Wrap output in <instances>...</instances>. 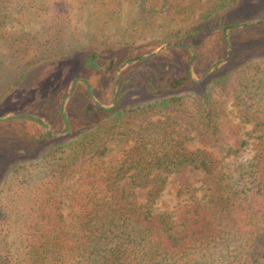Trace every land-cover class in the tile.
Masks as SVG:
<instances>
[{"label": "trees", "instance_id": "trees-1", "mask_svg": "<svg viewBox=\"0 0 264 264\" xmlns=\"http://www.w3.org/2000/svg\"><path fill=\"white\" fill-rule=\"evenodd\" d=\"M116 1L120 0L81 3L109 7L117 5ZM197 1L200 0H132L137 15L131 23L136 28L131 32L142 34L153 27L164 31L172 23L184 22ZM235 3L236 0H213L211 7L193 22L159 39L188 44H173L161 54L174 48L188 52L180 65L186 74L183 80L187 89L122 109L124 118L155 114H163L164 118L147 120L151 132L139 136L135 146L111 165L104 161L108 152L103 143L105 132L98 129L91 133L88 126L79 139L64 147L54 144L31 160L12 162V157L18 156L13 152L5 154L0 165V264H264V137L259 139L252 159L237 160L246 141L237 137L239 124L224 122L222 115L230 73L237 70L240 60H244L239 64L243 67L254 53L264 52V34L252 40L242 35L248 29L260 31L262 25L228 29L230 57L222 67L216 65L201 83L188 71L195 49L199 59L206 57L201 48L207 36L219 33L221 46H228L223 27L236 21L229 20V16L246 9L242 8L244 3L233 8ZM39 6L37 0H0V26L9 18L11 7ZM10 45L9 53L20 59L33 43L16 38ZM161 55L153 57L160 59ZM95 58L93 52L86 54L85 66L97 69ZM144 59L136 58L138 62ZM238 80L234 103L239 118L253 124L255 130L264 131L255 75H240ZM1 94L0 90V99ZM64 127L67 128L65 124ZM181 127L195 131L202 145L227 140L225 154L218 158L201 148L184 149L183 138L176 133ZM232 131L231 136H225V132ZM91 152L95 153L88 156ZM18 153L25 151L19 149ZM93 158L96 161L86 168L73 171L77 161L82 165ZM192 171L202 175L197 188L190 180ZM75 172L74 186L66 187L70 190L69 215L76 224L71 227L64 219L60 193L65 178ZM166 184L173 186L177 198L187 196L177 213L158 211L154 206ZM198 190L201 196H196ZM141 191L143 198L139 196ZM14 210L22 213L19 212L21 261L12 255L8 241Z\"/></svg>", "mask_w": 264, "mask_h": 264}, {"label": "rangeland", "instance_id": "rangeland-1", "mask_svg": "<svg viewBox=\"0 0 264 264\" xmlns=\"http://www.w3.org/2000/svg\"><path fill=\"white\" fill-rule=\"evenodd\" d=\"M37 1L40 5L38 8L11 7L9 18L0 26L2 93L0 121L4 122L0 125V165L3 163L2 158L8 152L18 156L12 157V162H23L31 160L54 144L64 147L66 143L79 139L86 126L91 133L98 129L105 132L106 138H103V143L108 152L104 161L111 165L115 158L122 157L135 146L139 136L151 132L147 129V120L156 121L164 118L163 114L124 118L122 109H129L172 94H181L187 89V83L183 80L186 74L183 73L180 65L188 52L174 48L161 55L170 48L168 46L160 53L150 55L169 43L160 42L159 39L173 31H180L185 25L193 22L201 12L211 7L213 0L197 1L192 6L191 20L189 17L184 22L172 23L164 31H158L153 27L144 30L142 34H139L141 31L134 34L131 32L136 28V25L131 23L137 15L132 0L116 1L117 5L113 4L109 7L95 4L84 6L81 0ZM241 3H244L242 8L247 10L242 9L229 16V20L236 19V21L228 25L264 19V0H236L233 8ZM251 8L254 10H249ZM259 24L262 25L260 31L246 29L242 37L251 40L255 36L262 37L264 22L252 26ZM16 38L33 43V48L28 46L27 53L20 55V59H15L8 50L11 42ZM206 40L201 48V51L205 50L207 53L206 57L199 59L195 49V54L188 64L190 76L199 83L214 72L217 64L212 71L204 75L213 63H218L226 57L228 49V46H221L219 33L207 36ZM176 43L188 45L182 42ZM89 52L96 55L94 63L97 69L84 64V57ZM127 54L129 56H126ZM157 55L163 57L154 59ZM136 56L145 59L139 62L137 60L126 62ZM250 58L251 61L246 62L243 67H239V64L244 62L240 60L236 66L237 70L230 73L222 103L224 122L238 123L240 127L237 137L246 141L245 146L240 148L236 156V159L241 161L253 158L259 148V139L264 137V131L255 130L253 124L249 122H242L234 103V94L239 84L238 77L247 73L254 74L259 85L256 99L261 97L259 103L264 109V52L258 55L254 53ZM226 62L217 66L220 68ZM117 66L121 67L118 74L115 72ZM84 81L90 83V86L86 87ZM8 82L12 84L7 85ZM89 90H92L91 96ZM93 102L99 103L103 109L113 108V110L106 113L99 110L97 112L93 108ZM61 106L70 122L69 128H65L61 120ZM253 107L255 108L256 104ZM33 119L41 121L45 127H41ZM176 133L178 138H183L184 149L201 148L213 152L218 158L225 154L228 145L227 140L202 145L195 131L183 127L178 128ZM232 133L233 131L225 132V136L229 137ZM152 135L156 136L157 133ZM19 149L24 150L25 153L19 154ZM88 161L87 159L82 165L80 160L77 161L73 165V171L82 170L96 160L93 158L91 162ZM77 173L65 178L60 193L64 219L71 227H75L76 224L69 215L70 190L66 187L74 186ZM189 176L194 187L197 188L202 175L192 171ZM2 179L4 180V177ZM164 187L155 198L154 206L158 211L167 209L174 213L179 212L186 203L187 196L177 198L171 184H166ZM201 194L202 191L198 190L196 196ZM143 195L142 191L139 192L140 198H143ZM16 211L11 213L8 241L12 255L16 260L21 261L19 258H22L23 253L20 250L22 213Z\"/></svg>", "mask_w": 264, "mask_h": 264}, {"label": "water", "instance_id": "water-1", "mask_svg": "<svg viewBox=\"0 0 264 264\" xmlns=\"http://www.w3.org/2000/svg\"><path fill=\"white\" fill-rule=\"evenodd\" d=\"M264 22V19H260V20H256V21H253V22H242V23H239V24H235V25H228L226 27L223 28V33H224V36H225V39L228 41V49H227V54H226V57L219 60L218 63H213L210 68L204 73V75H206L208 72L212 71L213 68H214V65L217 64H222L224 62H226L228 60V58L230 57V53H231V45L229 43V39H228V35H227V30L228 29H231V28H240V27H244V26H248V25H254V24H258V23H263ZM173 44H176V42H169V43H166L164 44V46L158 50V51H153L150 55H155V54H158L160 53L162 50L166 49L168 46H171ZM139 57V56H138ZM126 62H129L128 60H126ZM48 134L50 135V129H48Z\"/></svg>", "mask_w": 264, "mask_h": 264}, {"label": "flooded vegetation", "instance_id": "flooded-vegetation-1", "mask_svg": "<svg viewBox=\"0 0 264 264\" xmlns=\"http://www.w3.org/2000/svg\"><path fill=\"white\" fill-rule=\"evenodd\" d=\"M136 58H138V56H136L135 58H131V59H128V61H130V60H136ZM125 65V64H124ZM121 67L120 66H117L116 67V70H115V72L118 74V70L120 69ZM84 83L86 84V87H89L90 85V83H88V82H86V81H84ZM173 83V82H172ZM89 95L91 96L92 95V90H89ZM93 104H94V109H96V111L98 112V110H100V106H99V103L98 104H96L95 102H93ZM60 115H62L64 118H65V123H63V124H65L66 126H67V128H69V120L65 117V115H64V113H63V108H62V106H61V111H60ZM41 122V121H40ZM42 123V122H41ZM44 124V123H43Z\"/></svg>", "mask_w": 264, "mask_h": 264}]
</instances>
